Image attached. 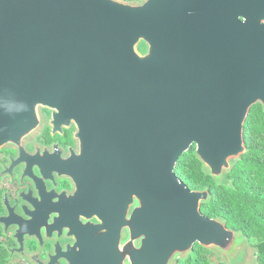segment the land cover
Returning a JSON list of instances; mask_svg holds the SVG:
<instances>
[{
    "label": "water",
    "instance_id": "95a60500",
    "mask_svg": "<svg viewBox=\"0 0 264 264\" xmlns=\"http://www.w3.org/2000/svg\"><path fill=\"white\" fill-rule=\"evenodd\" d=\"M0 61L30 107L47 104L43 86L86 104L77 150L134 172L142 235L131 264H177L196 245L242 256L247 240L201 214L208 190H190L176 167L194 147L220 184L245 154L244 123L264 111V0H0Z\"/></svg>",
    "mask_w": 264,
    "mask_h": 264
},
{
    "label": "flooded vegetation",
    "instance_id": "af4514ba",
    "mask_svg": "<svg viewBox=\"0 0 264 264\" xmlns=\"http://www.w3.org/2000/svg\"><path fill=\"white\" fill-rule=\"evenodd\" d=\"M40 98L47 104L30 107L0 61V264L133 263L142 235L134 172L77 150L78 133L90 131L86 104L55 86Z\"/></svg>",
    "mask_w": 264,
    "mask_h": 264
},
{
    "label": "trees",
    "instance_id": "16d2710c",
    "mask_svg": "<svg viewBox=\"0 0 264 264\" xmlns=\"http://www.w3.org/2000/svg\"><path fill=\"white\" fill-rule=\"evenodd\" d=\"M119 1L134 3L135 0ZM243 141L245 154L233 162L220 184L203 169L194 148L179 158L176 175L192 191L208 190L209 200L200 209L202 215L220 219L227 229L243 236L247 242L255 237L257 260L264 264V111L260 105L249 112L243 126ZM177 264L211 262L208 250L196 245Z\"/></svg>",
    "mask_w": 264,
    "mask_h": 264
},
{
    "label": "rangeland",
    "instance_id": "374dc122",
    "mask_svg": "<svg viewBox=\"0 0 264 264\" xmlns=\"http://www.w3.org/2000/svg\"><path fill=\"white\" fill-rule=\"evenodd\" d=\"M144 0H135L133 2H142ZM255 237L249 240L246 246L243 248L242 256L235 261H228L224 256L219 255L213 250H208V256L211 264H259L257 260Z\"/></svg>",
    "mask_w": 264,
    "mask_h": 264
}]
</instances>
